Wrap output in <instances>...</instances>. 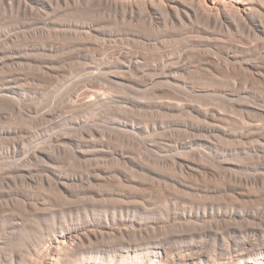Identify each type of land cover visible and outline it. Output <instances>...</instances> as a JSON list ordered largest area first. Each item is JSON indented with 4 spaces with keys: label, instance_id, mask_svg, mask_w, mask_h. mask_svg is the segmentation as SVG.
Segmentation results:
<instances>
[{
    "label": "rangeland",
    "instance_id": "1",
    "mask_svg": "<svg viewBox=\"0 0 264 264\" xmlns=\"http://www.w3.org/2000/svg\"><path fill=\"white\" fill-rule=\"evenodd\" d=\"M96 1L91 0L83 17L100 19L102 31L115 32V36L75 30L68 39L58 41L60 49L54 55L0 54V169L18 176L13 188L22 191L32 189L16 170L18 166L35 167L28 152L57 155L59 169L70 175L92 173L96 166L111 172L131 171L127 175L133 179L128 185L94 183L95 189L105 187L111 192L133 188L141 200L129 205L125 213L139 218L144 228L136 225L123 237L105 235L101 244L106 248L119 249L124 242L146 246L162 242L173 253L202 256L204 264H217L234 249L264 250V138L260 135L264 131V76L244 70L225 76L216 68H206L203 63L209 55L215 60L224 56L220 47L205 48L196 43V33L182 35L172 26L155 30L143 23L124 24L114 9ZM3 3L0 49L12 45L15 36L26 45L32 33L11 30L9 21L14 17ZM126 27L140 35L126 34ZM122 50L139 54L140 64L123 68L121 62L126 58L117 60ZM262 53L247 55L246 60L264 68ZM182 63L190 67L189 72L177 70ZM173 77L180 79L176 82ZM88 89L93 93L86 95ZM162 101L186 103V108L168 111L160 106ZM205 109L211 115L205 116ZM93 136L105 142V149L133 154L143 163L134 170L113 158H76V152L88 147ZM19 146L27 152L15 154ZM182 160L195 168H183ZM74 184V193L80 194V182ZM0 189H5L1 183ZM36 192L54 199L57 212L55 218L30 220L27 237L36 238L54 221L59 225L58 218L69 225L83 221L78 213H71V204L63 203L62 195ZM96 203L115 205L112 200ZM11 221L8 214L0 217V233L9 230Z\"/></svg>",
    "mask_w": 264,
    "mask_h": 264
},
{
    "label": "bare ground",
    "instance_id": "2",
    "mask_svg": "<svg viewBox=\"0 0 264 264\" xmlns=\"http://www.w3.org/2000/svg\"><path fill=\"white\" fill-rule=\"evenodd\" d=\"M0 1L4 2L3 4L6 8H3L11 10L14 17V21H9L11 30H29L32 33L26 45L20 44L16 36L11 39L12 45L9 44L0 49V54L4 56H10L11 54L54 55L60 49L58 41L71 37L75 30L77 32L82 30L92 35L115 36V32L107 34V32L102 31L100 23H98L100 19L91 18L87 20L83 17V13L89 12L86 10L90 8L91 0ZM97 1L100 5L104 4L107 9H114L116 15L124 24L143 23L155 30L172 26L181 30L180 34L182 35H187L189 32L196 33V35H193L196 38V43L198 41L205 48L220 47V51L222 50L224 56L219 58L215 56L217 58L215 60L209 55L210 59L203 63L206 68H216L224 75L226 73L235 75L244 70L251 72L253 75L264 76V68L259 64L258 60V64L251 63L252 61L250 62L248 59L246 60L247 55H260L264 52V0ZM4 9L2 11L6 12L7 10L4 11ZM6 15H10V12ZM10 16L7 17L8 20L12 19ZM6 17L4 19H7ZM121 30L116 35L121 34ZM124 32L134 37L140 35V32L130 27L124 28ZM6 36L8 35L6 34ZM240 36L241 38H239ZM120 52L117 60L120 61L119 58H126V60L121 62L123 68L136 67L140 64L139 54L133 55L134 53L132 54V52L127 50ZM184 64L186 63L177 65V70L187 72L190 67ZM179 79L178 77H173L176 82ZM92 93L93 91L90 89L85 92L86 95ZM2 95L0 94V96ZM23 95L24 97L26 96L25 93ZM234 95L230 92V96ZM84 104H90L91 106L94 103ZM182 104L160 102V106L168 111L180 108V106L184 108L186 103ZM73 105L74 103H71L72 107ZM209 113L205 109V116H208ZM51 116L55 117L54 114H51ZM246 127L248 126L246 125ZM260 135L264 138V131H261ZM87 145L88 147H83L76 152V158L90 161L113 158L112 160L115 159V162L116 160L119 163L122 162L125 164L124 166H128L129 169L134 168V170L140 167L142 162L136 161L140 157L136 156L138 159H135L132 156L133 154H126V152L124 153L119 149H105L103 140L98 142L94 138ZM26 152L21 146L15 147L14 150L15 154H25ZM26 155L35 161V167L18 166L16 170L19 171L17 174L26 180L27 186H30L28 189H32L28 191L14 189L13 186L17 187L16 178L18 176L11 177L0 169V183L5 188L0 189V217L8 214L12 220L9 230L6 233H0V264H37L39 259L41 264H204L202 256L195 257L186 251L173 253L166 245L167 243L162 242L157 245L148 244L147 246L124 242L119 249L106 248L104 247L105 244H101L105 235H121L123 237L129 234L131 230H134V226L138 225L142 229L144 225L139 218L131 217L125 213L126 211L129 212L131 208L129 205L141 201H138L136 194L132 193L133 188H130L131 191L128 192L125 190L121 191L119 187L120 184L125 185L126 182L128 184L132 182L133 178L131 179L127 175L131 171L129 172L125 169L128 172L126 174L117 170L119 168H114L117 171L111 172L108 169L106 170V167L102 169L96 166L98 168L94 167L91 169L92 173H88V171L70 175L59 169L58 156L51 152L36 151L28 152ZM40 162L42 163L39 166ZM180 164L183 168L186 167L191 170L195 168V165L190 161L182 160ZM114 169L112 168V170ZM34 171L39 172V174L36 176L37 173L35 174ZM134 175L133 177L135 178ZM113 181L119 184L117 186L120 190L111 192L106 190L105 187L104 189H95L96 185L94 186V183H99L100 185L109 183L112 185ZM75 182H80V187H82L80 194L83 193V195L74 193ZM127 183L126 185H128ZM134 185L132 183L133 187ZM34 189L41 190V193L49 190L62 195L66 199L63 203L71 204V213H78L79 217H83V221L80 220L76 225H69L66 220L58 218L59 225L54 221L50 228L46 231H41L36 238L27 237L30 220L46 218L49 215L55 218L57 212L54 199L44 197L38 192L34 193ZM103 200H112L115 205H106L105 203L103 206L100 205L101 207L98 206L99 204L96 202H102ZM56 203H59V201L56 200ZM28 244L30 247L25 249ZM250 248L229 251L226 257L217 261V264H264V250L255 251L252 248L250 250Z\"/></svg>",
    "mask_w": 264,
    "mask_h": 264
}]
</instances>
